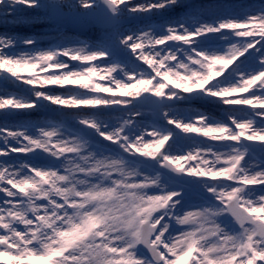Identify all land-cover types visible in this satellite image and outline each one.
Here are the masks:
<instances>
[{
    "label": "snow or ice",
    "instance_id": "1",
    "mask_svg": "<svg viewBox=\"0 0 264 264\" xmlns=\"http://www.w3.org/2000/svg\"><path fill=\"white\" fill-rule=\"evenodd\" d=\"M6 22L64 31L0 33V264H264V2L0 0Z\"/></svg>",
    "mask_w": 264,
    "mask_h": 264
},
{
    "label": "rangeland",
    "instance_id": "2",
    "mask_svg": "<svg viewBox=\"0 0 264 264\" xmlns=\"http://www.w3.org/2000/svg\"><path fill=\"white\" fill-rule=\"evenodd\" d=\"M137 2H142V0H137ZM188 3L192 5H201L206 4L209 2V0H187ZM225 2L228 3H234V4H259L264 2V0H225ZM181 11L180 9H177L176 12L178 13ZM158 22V21H156ZM29 29V30H28ZM32 30V31H30ZM5 31H8L9 33H19V34H35V38L39 41H42L41 47H46L48 44V41L51 40V38L55 36H61L62 30L60 27H56L48 22H41L37 23L35 25H32L30 27L27 26H21L17 28H12L10 23H4L3 27H0V33H3ZM98 30L96 29H88L86 31V37L84 38H76L75 36H71L74 39H80V40H87L89 42L94 41L97 38ZM48 38V39H47ZM0 87H5L9 92H17L19 89H17L13 84L8 83L4 84L2 81H0ZM51 91L55 94H63L66 89L54 87L51 89ZM195 107H199V105H196ZM211 111V113L216 116L217 118L220 117L221 112L218 108H211L208 109ZM50 109L48 108H41L31 119L33 121H40L43 122L46 119H51L56 117L58 114L53 112L49 113ZM48 112V113H47ZM148 121H151V116L149 114Z\"/></svg>",
    "mask_w": 264,
    "mask_h": 264
},
{
    "label": "water",
    "instance_id": "3",
    "mask_svg": "<svg viewBox=\"0 0 264 264\" xmlns=\"http://www.w3.org/2000/svg\"><path fill=\"white\" fill-rule=\"evenodd\" d=\"M57 25H58V24H57ZM58 26L64 28V26H61V25H58ZM85 30H87V29L73 28V29L70 30V33H75V32H76V35H77L78 33H82V32H84Z\"/></svg>",
    "mask_w": 264,
    "mask_h": 264
},
{
    "label": "bare ground",
    "instance_id": "4",
    "mask_svg": "<svg viewBox=\"0 0 264 264\" xmlns=\"http://www.w3.org/2000/svg\"><path fill=\"white\" fill-rule=\"evenodd\" d=\"M156 22V21H155ZM29 30V29H28ZM30 31H32V30H30ZM61 38V36L59 37V36H55V37H53V38H51V40L50 41H48V43L49 42H52V41H55V40H57V39H60ZM48 39V38H47ZM18 51V50H17Z\"/></svg>",
    "mask_w": 264,
    "mask_h": 264
}]
</instances>
